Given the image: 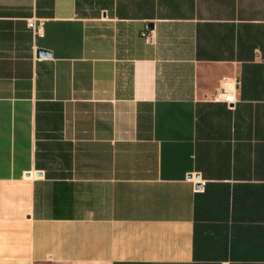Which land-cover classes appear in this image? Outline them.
Instances as JSON below:
<instances>
[{
    "label": "crops",
    "instance_id": "1",
    "mask_svg": "<svg viewBox=\"0 0 264 264\" xmlns=\"http://www.w3.org/2000/svg\"><path fill=\"white\" fill-rule=\"evenodd\" d=\"M0 264H264V0H0Z\"/></svg>",
    "mask_w": 264,
    "mask_h": 264
},
{
    "label": "built area",
    "instance_id": "2",
    "mask_svg": "<svg viewBox=\"0 0 264 264\" xmlns=\"http://www.w3.org/2000/svg\"><path fill=\"white\" fill-rule=\"evenodd\" d=\"M26 22H27L28 28H30L34 34H37L38 29L42 25V21H39L37 19L32 18V19H28ZM142 35H143L146 43H152L154 41V35H153L152 31L144 32ZM217 100L226 103L228 105V107H230V108H233V106L237 102L234 94L232 92H228L225 90L220 92L217 95Z\"/></svg>",
    "mask_w": 264,
    "mask_h": 264
},
{
    "label": "water",
    "instance_id": "3",
    "mask_svg": "<svg viewBox=\"0 0 264 264\" xmlns=\"http://www.w3.org/2000/svg\"><path fill=\"white\" fill-rule=\"evenodd\" d=\"M38 54L44 56V55H48V53L46 51H43V50H39L38 51Z\"/></svg>",
    "mask_w": 264,
    "mask_h": 264
}]
</instances>
